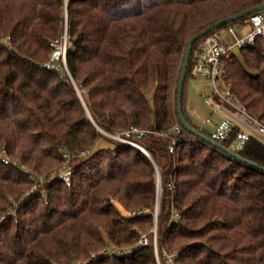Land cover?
<instances>
[{"label": "trees", "instance_id": "trees-1", "mask_svg": "<svg viewBox=\"0 0 264 264\" xmlns=\"http://www.w3.org/2000/svg\"><path fill=\"white\" fill-rule=\"evenodd\" d=\"M257 4L0 0V264H264V143L237 151L256 166L187 130L162 136L181 123L189 40ZM65 31L70 76L44 65ZM227 70L234 95L264 122V39L235 51ZM183 112L212 138L184 92ZM158 171L155 245L153 232L140 238L154 226Z\"/></svg>", "mask_w": 264, "mask_h": 264}, {"label": "built area", "instance_id": "built-area-1", "mask_svg": "<svg viewBox=\"0 0 264 264\" xmlns=\"http://www.w3.org/2000/svg\"><path fill=\"white\" fill-rule=\"evenodd\" d=\"M264 0H258V4ZM240 30L248 28V31L238 35L235 25H229L225 29H216L208 33L194 51V72L206 77L213 84V94H204L207 103L213 106V113L220 117L216 121L213 117L206 118V124L212 127V139L223 144L229 143L230 149L235 152L243 150L247 143L256 138L264 143V122L253 115L234 95L228 82L227 63L231 60L237 48H245L256 44L264 39V9L256 11L250 15L248 23H238ZM225 33L232 37L228 39ZM67 36L65 39L52 42L54 48L50 58L44 65L49 69L62 70V66L67 63ZM183 125L176 121L174 125L162 132V136L170 137L172 134L185 131ZM141 134V132H139ZM119 139L128 141L120 136ZM131 142V141H129ZM175 146H170L173 152ZM143 213L142 210L138 211ZM179 214L176 213V217ZM4 219L1 216L0 223ZM145 242L148 238L144 237ZM123 254L122 249L116 251Z\"/></svg>", "mask_w": 264, "mask_h": 264}, {"label": "rangeland", "instance_id": "rangeland-1", "mask_svg": "<svg viewBox=\"0 0 264 264\" xmlns=\"http://www.w3.org/2000/svg\"><path fill=\"white\" fill-rule=\"evenodd\" d=\"M237 24L238 23H234L235 28H236V32L238 35H241V34L245 33L246 31H248L247 27L243 30H240L239 27L237 26ZM223 32L225 33V30H223ZM225 34H226L228 39H231L232 36L228 32H226ZM66 36H67V31L64 32V34L59 39V41L62 39H65ZM54 41H56V40H54ZM236 52L238 54H241V49L237 48ZM62 70L65 71L67 73V75H69V76L71 75L68 66L63 65ZM184 93H185V99H186V103H187L186 106L188 107L187 111H189V114L191 115V118L194 121V123L197 126H199L200 128H206L208 131H212V127L210 125L206 124V118L213 117L216 121L220 120V117L213 113V106L210 105L209 103H207L205 100V97H204V94H208V95L213 94L212 82L209 79H207L206 77L198 75L194 72L191 76L188 77L187 81L185 82ZM190 109H191V111H190ZM113 137H114V135H113ZM115 137L118 138V135ZM66 158H67V156H66ZM68 162L71 164V162H73V161H71V160L67 161L66 160V162L63 165H61V167H59L60 176L65 180V182L67 184L70 183V179H69L70 173L64 172V168L68 165ZM162 191H163V187L161 184V177H160V184L157 185V198H156L155 215H154V226L152 229H150L148 231L145 230L144 232H142L143 234L140 238L141 243H145V242H142V241H145L144 237H147L148 236L147 234L149 232H153L154 244L155 245L157 244V223H158L157 221H158V214L162 208ZM119 206H120V209L122 210V212L128 216L143 215L147 212V210H145V209L126 211L121 205H119ZM139 210H142L143 213H139L138 212ZM147 213H150V211ZM176 213H178V212L174 213V217H176ZM177 217H179V215ZM4 219H5V216H4ZM3 220H2V222H3ZM114 249L118 250V247H114Z\"/></svg>", "mask_w": 264, "mask_h": 264}, {"label": "water", "instance_id": "water-1", "mask_svg": "<svg viewBox=\"0 0 264 264\" xmlns=\"http://www.w3.org/2000/svg\"><path fill=\"white\" fill-rule=\"evenodd\" d=\"M264 9V3L261 4H257L256 6H253L243 12H241L240 14H237L235 16H231L227 19H223L220 20L218 22H216L215 24H212L210 26H208L205 29H202L201 31H199L198 33H196L194 36H192V38L189 40L186 52H185V56H184V63L182 66V72H181V77L179 80V87H178V109H179V115H180V120L181 123L183 125V127L190 133L195 134L196 136L201 137L202 139H204L205 141H207L208 143H210L211 145H213L214 147L220 149L221 151L229 154L231 157H234L236 159H238L241 162L250 164V165H256L258 166L257 163L244 158L241 154L235 152L234 150L226 147L225 145L217 142L216 140L212 139L211 137L205 135L204 133H202L200 130H198L197 128H195L193 125H191L183 112V92H184V86H185V82H186V78H187V71H188V67L190 64V59H191V55H192V51H193V45L194 43L200 39L201 37L207 35L210 31L215 30L220 28L222 25H224L225 23H228L230 21L245 17L247 15H250L256 11L262 10ZM145 151V149H143ZM147 153V155L153 160L152 156L149 154V152L145 151ZM158 184H160V175H159V171H158Z\"/></svg>", "mask_w": 264, "mask_h": 264}, {"label": "crops", "instance_id": "crops-1", "mask_svg": "<svg viewBox=\"0 0 264 264\" xmlns=\"http://www.w3.org/2000/svg\"><path fill=\"white\" fill-rule=\"evenodd\" d=\"M186 105H187V103H186ZM186 108H188L187 106H186ZM190 111H191V109H190ZM188 114H189V111H188ZM190 115V114H189ZM190 117H191V115H190Z\"/></svg>", "mask_w": 264, "mask_h": 264}]
</instances>
